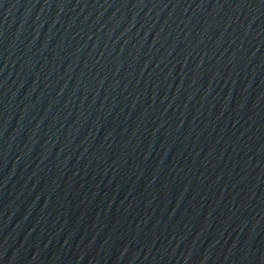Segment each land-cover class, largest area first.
<instances>
[{
	"label": "water",
	"instance_id": "water-1",
	"mask_svg": "<svg viewBox=\"0 0 264 264\" xmlns=\"http://www.w3.org/2000/svg\"><path fill=\"white\" fill-rule=\"evenodd\" d=\"M0 264H264V0H0Z\"/></svg>",
	"mask_w": 264,
	"mask_h": 264
}]
</instances>
